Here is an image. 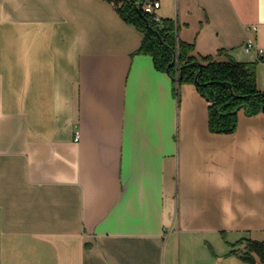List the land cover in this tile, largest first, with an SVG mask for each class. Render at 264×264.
Returning a JSON list of instances; mask_svg holds the SVG:
<instances>
[{"label": "crops", "instance_id": "obj_1", "mask_svg": "<svg viewBox=\"0 0 264 264\" xmlns=\"http://www.w3.org/2000/svg\"><path fill=\"white\" fill-rule=\"evenodd\" d=\"M156 14L199 58L255 62L264 91V0ZM142 40L108 0H0V264H264L247 252L264 242V111L212 131L207 98Z\"/></svg>", "mask_w": 264, "mask_h": 264}, {"label": "trees", "instance_id": "obj_2", "mask_svg": "<svg viewBox=\"0 0 264 264\" xmlns=\"http://www.w3.org/2000/svg\"><path fill=\"white\" fill-rule=\"evenodd\" d=\"M119 14L134 23L143 33L137 52L151 54L158 69L168 71L176 83L194 82L209 102V126L212 131L229 133L236 129L238 112L264 111V91L258 88L256 63L232 57L215 60L212 55L200 58L192 52L194 43L178 37L176 21L156 19L144 8L148 0H108ZM219 50V53H223ZM250 251L264 259V242L247 241Z\"/></svg>", "mask_w": 264, "mask_h": 264}, {"label": "built area", "instance_id": "obj_3", "mask_svg": "<svg viewBox=\"0 0 264 264\" xmlns=\"http://www.w3.org/2000/svg\"><path fill=\"white\" fill-rule=\"evenodd\" d=\"M159 6V0H148L144 6L145 10L151 14L154 15L156 19H160V17L156 14V8ZM255 29V27H253ZM245 49L246 50H255L258 52V54H263V49L258 47L256 42L253 38L249 37V39L245 43ZM79 136L77 134L76 139H78Z\"/></svg>", "mask_w": 264, "mask_h": 264}, {"label": "clouds", "instance_id": "obj_4", "mask_svg": "<svg viewBox=\"0 0 264 264\" xmlns=\"http://www.w3.org/2000/svg\"><path fill=\"white\" fill-rule=\"evenodd\" d=\"M221 211L224 213H230L231 212V205L230 204L222 205Z\"/></svg>", "mask_w": 264, "mask_h": 264}, {"label": "water", "instance_id": "obj_5", "mask_svg": "<svg viewBox=\"0 0 264 264\" xmlns=\"http://www.w3.org/2000/svg\"><path fill=\"white\" fill-rule=\"evenodd\" d=\"M264 108V107H263Z\"/></svg>", "mask_w": 264, "mask_h": 264}]
</instances>
